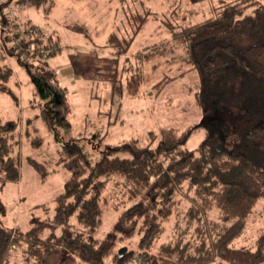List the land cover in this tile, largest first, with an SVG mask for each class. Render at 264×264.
<instances>
[{
    "label": "trees",
    "instance_id": "16d2710c",
    "mask_svg": "<svg viewBox=\"0 0 264 264\" xmlns=\"http://www.w3.org/2000/svg\"><path fill=\"white\" fill-rule=\"evenodd\" d=\"M0 1L4 14L7 13L3 20L9 22L20 19L18 4L41 6L53 0ZM142 4V12L131 16L130 30L125 34L112 32L104 46L113 49L116 59L114 76L107 80L109 96H100L96 89L92 90V97L103 107L116 108L115 118L121 116L118 110L125 97L138 96L143 85L150 82L142 64L158 56L168 57V50L177 49L165 46L167 42L162 46L154 44L132 60L131 46L153 18L169 32L175 46H184L185 55L166 60L182 61L184 70L173 75L165 73L152 92L160 96L168 85L193 71L199 80L195 95L201 103L214 97L217 89L233 96L244 94L243 106H247L246 112H251L252 118L242 127V138L247 145L264 149V1L222 0L213 5L209 16L198 7L184 8L181 2L172 3L163 13L155 12L144 1ZM10 8L15 10L14 16L9 14ZM200 14L204 17L197 19ZM69 28L86 33L83 27L76 29L75 24ZM33 29L25 32L29 36H19L25 51H19L14 44L9 46V37L2 34L6 50L17 56L32 80L53 84L58 74L45 59L59 53L61 41L53 35H39ZM54 46L57 51L48 56L35 51ZM7 62L0 59V93L11 95L19 105L10 86L14 69ZM210 110L204 107V112ZM71 112L67 102L59 101L43 110L41 117L53 131L56 121L70 123ZM214 118L211 124L201 121L183 131L173 127L151 130L145 144L139 138L115 145H104L102 141L104 148L96 160L76 143L64 145L58 164L67 175L55 198L54 210L46 204L36 206L44 211V216L33 217L27 230L7 226L0 219V264H264V230L256 247L232 245L255 221L254 209L264 198V165L235 147H225L220 133L226 123H216L219 119ZM17 124L6 122L4 127L11 130ZM202 126L217 130L208 134L200 147H185ZM26 134L34 147L42 145L39 135L31 139V133ZM72 141H76L74 137ZM19 142L20 137L15 134L0 136L3 183L21 177ZM29 158L45 175L51 160L48 164ZM180 191L189 202L182 218L185 226L177 223L172 238L162 242L166 225L175 216ZM111 201L115 209L123 207V211L109 231L100 236ZM214 210L218 217L209 218ZM6 211L0 196V216ZM137 235V247L126 246L128 250L121 254L123 243Z\"/></svg>",
    "mask_w": 264,
    "mask_h": 264
},
{
    "label": "rangeland",
    "instance_id": "374dc122",
    "mask_svg": "<svg viewBox=\"0 0 264 264\" xmlns=\"http://www.w3.org/2000/svg\"><path fill=\"white\" fill-rule=\"evenodd\" d=\"M142 1L158 13L166 12L174 2H181L184 8L198 7L209 16L213 12V5L222 0H203L200 4L188 3V0H53L41 6L22 3L17 5L21 19L9 24V32L13 35V38L6 37L9 46L15 45V38L29 36L25 32L34 27V32L39 35H53L60 39L61 49L54 57L45 59L58 74V80L53 84L32 80L26 69L19 64L16 55L8 50L7 54L0 51V59H6L14 69L10 86L20 100L18 105L14 97L0 93V136L15 134L17 138L20 137L21 154L20 179L5 183L0 181V196L7 206L6 213L0 216L3 224L27 230L33 217L44 216V211L36 206L46 204L54 210L55 198L62 191L67 175L58 164L60 150L64 145L76 143L96 160L104 148L100 144L102 141L104 145H115L131 138H139L145 144L151 130L173 127L183 131L201 121L211 124L212 117H215L214 119H219L216 123H226L223 133H220L225 147L230 150L235 147V150L246 154L251 160L264 165V149L247 145L242 138V127L252 118L251 112H246L247 106H243L244 94L233 96L217 89L214 97L212 95L211 99L208 97V101L201 103L195 95L199 89V80L193 71L168 85L160 96L157 97L152 92L154 85L165 73L173 75L183 69L182 61L168 63L166 60L185 55L184 46H175L172 36L159 20L150 18L137 36L130 49L132 60H136L135 54L154 44L162 46L167 42L165 46L177 49L168 50V57L158 56L152 62L142 64V70L150 78V82L143 85L138 96L125 97L123 106L118 110L121 116L115 118L116 108H109V105L103 107L99 100L92 97V90L96 89L100 96H109L107 80L114 76L116 59L113 49L104 46L112 32L122 31L125 34L130 30L133 25L131 16L142 12ZM199 16L197 19L204 17L202 14ZM72 24L76 25V29L83 27L86 33L69 28ZM160 61L162 63H158ZM59 101L70 105V123L56 121L55 129L50 131L42 121L41 114ZM206 106L211 110L204 112ZM11 121L18 122L17 126L6 130L4 124ZM253 121L254 124L255 119ZM214 129L216 128L202 126L191 136L185 147H200ZM27 131L31 133V139L32 136L39 135L42 139L40 147L32 145ZM102 136L104 139H101ZM72 137L76 141H72ZM29 157L40 163L50 164L51 160L45 175L36 169ZM177 199L179 203L175 216L167 223L162 242L172 238L177 223L185 226L182 218L189 202L182 191ZM254 210L255 221L232 242L233 246H257L258 237L264 230V198L259 200ZM122 211L123 207L115 209L113 201L110 202L105 210L100 236L109 231ZM217 214L218 211L214 210L208 217L217 218ZM139 238L137 235L123 243L125 252L128 250L126 246L136 248ZM16 259L21 260L20 257Z\"/></svg>",
    "mask_w": 264,
    "mask_h": 264
},
{
    "label": "built area",
    "instance_id": "2783aa9c",
    "mask_svg": "<svg viewBox=\"0 0 264 264\" xmlns=\"http://www.w3.org/2000/svg\"><path fill=\"white\" fill-rule=\"evenodd\" d=\"M6 14H7L6 12L4 14V11L2 9V3L0 1V33L1 34H6L9 38L10 37L13 38V35H11V32H9V28H10L9 24H12L15 21L11 20V21L8 22V21L3 20V17ZM9 14L11 16H14L16 14V12H15V10L13 8H10ZM13 41H14L15 46L18 48L19 51H25V47H24L23 42L21 40H19L18 38H15V40H13ZM28 50L29 51H34L35 49L29 48ZM35 51L40 53V54H42V55L48 56V55H50L52 53H55L57 51V47H55V46L54 47H48V48L47 47H42V48H40L38 50L36 49Z\"/></svg>",
    "mask_w": 264,
    "mask_h": 264
},
{
    "label": "crops",
    "instance_id": "0c3cea01",
    "mask_svg": "<svg viewBox=\"0 0 264 264\" xmlns=\"http://www.w3.org/2000/svg\"><path fill=\"white\" fill-rule=\"evenodd\" d=\"M20 19H21V17H20ZM23 21V20H22ZM6 42H4V37H3V35L0 33V50L1 51H4L6 54H7V48H6ZM55 69V68H54Z\"/></svg>",
    "mask_w": 264,
    "mask_h": 264
},
{
    "label": "water",
    "instance_id": "95a60500",
    "mask_svg": "<svg viewBox=\"0 0 264 264\" xmlns=\"http://www.w3.org/2000/svg\"><path fill=\"white\" fill-rule=\"evenodd\" d=\"M125 249H126V248L121 249V250H120V253H121V254H124Z\"/></svg>",
    "mask_w": 264,
    "mask_h": 264
}]
</instances>
